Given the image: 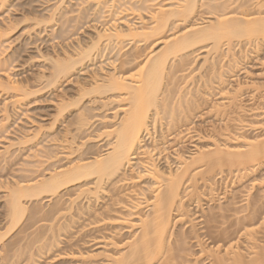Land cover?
Returning <instances> with one entry per match:
<instances>
[{
  "label": "rangeland",
  "instance_id": "374dc122",
  "mask_svg": "<svg viewBox=\"0 0 264 264\" xmlns=\"http://www.w3.org/2000/svg\"><path fill=\"white\" fill-rule=\"evenodd\" d=\"M107 1L0 0V264H111L105 256H123L137 232L128 226L137 222L136 217L149 213L148 200L151 201L155 186L149 177L136 178V171L140 170L136 164L141 156L133 161L134 166L125 169L122 182H115L118 179L113 181L116 184L103 182L96 198L80 195L87 189L93 191V179L66 187L53 198L44 195L22 198L25 210L14 226L9 224V194L17 187L36 184L51 174L109 152L112 141L105 132L122 118L121 108L127 106L122 92L95 90L109 77L130 74L149 52L159 51L162 47L159 42L180 35L185 27L206 26L221 16L238 19L245 10L249 18L259 16L257 0H200L199 8L191 16L177 18L175 23L170 21L161 32L140 44L134 45L127 37L101 39L96 52L77 63L75 71L66 76L53 75L54 62L76 60L78 53L86 51L98 41L99 35L106 33L104 30L117 29L123 33L128 26L142 32L151 30L155 23L150 16L158 7L173 8L184 0ZM260 11L264 17V8ZM209 43L186 50L168 64L169 73L163 80L159 98L164 99L166 110H160L155 128L149 127V134L143 136L141 143L142 149H154L153 159L163 172L175 173L180 155L186 158L197 150L210 151L215 147L243 149L244 141L264 138V44L248 46L223 41L218 58L209 57L212 63L202 65L206 49L211 47ZM133 46L141 48L136 50ZM229 52L240 59L233 71H227ZM130 55L139 59L123 63ZM215 70L216 75L223 71L222 81L216 79ZM238 85L242 88L234 94ZM180 95L187 101L193 97L197 100L188 104L189 109L184 106L186 113L177 110L173 123L167 111L172 107L178 109V102L183 100ZM61 99L74 100L60 114ZM229 99L234 101L229 103ZM216 103L226 107L221 114H214L215 110L210 108ZM252 165L245 170L249 172L245 176L242 171L244 177L237 173L241 166L213 169L206 177L214 188L211 194L203 193L202 180L196 176L200 195L195 192L193 195L191 189L182 194L189 220L177 221L180 210L173 211L170 250L158 256L156 264H220L213 262L210 253L228 259L223 264H234L231 257L235 252L247 262L257 258L264 248V161ZM203 169L198 168L193 174ZM189 184L185 181L183 189ZM132 201L139 204L135 209L131 208ZM207 216L214 221L205 222ZM180 232L185 237L184 246L179 245ZM224 250H229L226 253L231 252L232 256L229 253L226 256Z\"/></svg>",
  "mask_w": 264,
  "mask_h": 264
},
{
  "label": "bare ground",
  "instance_id": "6f19581e",
  "mask_svg": "<svg viewBox=\"0 0 264 264\" xmlns=\"http://www.w3.org/2000/svg\"><path fill=\"white\" fill-rule=\"evenodd\" d=\"M199 1L200 0H184L183 2H179L180 4L178 3L177 6L175 7L172 6L173 8L169 6L167 9L164 6L158 7L156 12L150 16L153 19L152 21H154L153 23H155L154 25L155 27L152 26L153 28H151V30L148 29L149 30L148 33H147L148 30L145 32H142L136 29H132L129 26L127 28V31L123 33L119 32L117 29L113 30L111 28L110 29L113 31H110L108 29L104 30L106 33L104 34L103 32V36L99 35L100 37L98 36L99 37L98 41L97 42L95 41L94 43H92V45H90L87 50L85 49L86 51L84 52L81 51L82 53L80 54L78 53L76 60L75 58L73 59L69 58V59H66L67 61L66 60L63 61L66 63L54 62L55 64L53 66L54 67L53 75H56V76L65 75L66 76V74H69L73 70L74 66L77 65V63L88 60L91 57L92 53L96 52L95 50L98 49L97 46L100 43L101 39L103 40L104 38H106V40L108 39L110 41V39L112 38L117 40L120 38L122 39L124 37L125 38L127 37V38H130L131 42L132 41L134 42V45L138 42L140 44V41L143 42V40H146L153 34H157L161 32L170 21L171 22L174 21L175 23V20H178L177 18H187L191 16L195 12V10L199 8V6H197V5H200ZM105 3L108 4V1ZM110 5H113V3ZM255 7L257 8L256 10H258L256 11V14H258L259 16L255 17L254 19L251 17L249 18L245 10L241 12L240 18L238 19H229V20L225 18L222 19L221 18L222 16H221V17H217L214 23H210L209 25L207 24L206 26L203 25L202 27H200V26L191 25V24H190L191 26L187 25L188 27H185L186 29L183 30L184 32L182 31L180 35H177V34L176 36L171 35L172 37L168 39H163L162 42H159L161 43V46H162L159 49V51L155 53L153 51H151V53L149 52V54H147V56L145 57V60L143 62L137 63L130 74L126 75L124 73V74H119L118 76L113 75L109 77L108 80H105L104 82L105 84L101 83L102 85H99V84H98L99 86L96 85L97 87L95 88V90H104L105 92L106 91L122 92L124 97H126L125 100L127 101V106L124 107L125 109L121 108V111L123 114L122 118L119 119L118 122L112 124L110 127V130L108 129L109 131L105 132L106 136L110 137L112 141V143L109 142L110 143L109 146H111L109 152L101 157L100 156L95 157L93 160L89 161L88 163L75 164L63 172H57V173L51 174L47 178H45L44 180L36 184L34 183L29 186L27 185L20 186V187H17L15 191L14 190L13 192L11 191V194H9L10 200L8 199L9 203L7 205L9 209L8 212L10 215L9 224L11 226L16 225L19 219L22 217L24 210H25L21 202L22 198L23 199L26 197L28 198L38 197L39 198L40 196H43V195L53 198L57 196V194L62 189L69 187L71 185H74V184H78L87 179H93V181H95L94 182L95 188L93 189V191L88 190V189L84 190L80 192V195L81 193L90 195L91 199H92L91 195H93V197L96 198L98 196L97 194H99V191L102 189L103 182L107 181V182L113 183V181L117 179L118 180L115 182H119V181L122 182L123 180L122 178L125 175V172H124L125 169L134 166L135 163L133 161L138 160L137 158L138 157L140 158L141 156L143 160L139 159L138 164H136L139 166L137 167V169H140L139 171H136V178H141L143 176L149 177L155 185L152 191L153 196L150 199L151 201L148 200V202H150L149 204L150 209L148 210L149 213H147V215L145 214V215L136 217L137 222L130 223L131 225L128 226V228H130L131 230L133 228L136 229L137 232L135 231V234L132 235V241L127 244V252L121 257H115L114 255H109V256H105V258L111 264H156V258L158 256L162 255V253L164 255L165 252L169 253L170 248L168 247V243L170 242L169 240L173 234V232H171V228H172L173 220H174L172 213L175 209L180 210V215L177 221L178 220L182 221L183 218L188 217L187 215L188 211L184 208L185 205H183V202H182V199H183L182 194L184 192H187V189L189 190L191 189V193H193V195L195 194L196 196L198 195L197 194L198 187L196 188V182L199 179L197 180L196 176L197 177L199 176L200 179L202 180V183L204 185L202 186L203 191H204L203 193L208 192L210 194L213 192L214 188H212L213 186L210 183V179L208 181L206 177L207 175L210 176V173H213L212 171L216 167L222 168L226 165L227 166L237 165L239 167L241 166L243 168L240 167L241 170H237V173H240L241 177H244L247 173H249L247 172L249 170L247 168L249 165L253 164L252 166L254 167L255 165H259L260 163L264 161V138L244 141L243 149L241 148L239 149L231 148L230 149V148H225V147H224L225 149L224 148L221 149L219 147L217 148L215 147L214 150H210V151H203V150L196 151L195 150L196 152L191 153V156L186 157V158L181 157L180 155L178 159L179 165L175 173L174 172L166 173L158 169L155 164V160L153 159L154 149H152L151 151L149 149H142L141 143H142L143 136L144 135L147 136L149 134L148 133L149 127L152 126V128H155L156 122H158L157 118H159V115H160V110H162V112L166 110L165 109L166 104L164 105V101H163L164 99L160 100L159 98L163 93L162 91L163 90L162 85H164L162 84L163 80L169 73V70L167 73V69H170L168 67V64L170 63V61H173V59L175 60L179 54L197 45H200L203 43L205 44L206 42H210L211 44L210 43L209 44L211 45V47L208 49V51L206 49L205 53L207 56L206 55L204 56L205 57L203 60L204 63H202V65L204 64L206 65L210 61V60L208 61L209 57L213 58L214 56H217L218 58V53L220 52V47L222 45L221 43L223 41H227L228 44L229 43L232 44V42L234 41L239 44L245 43L247 45L248 44L251 45V43H255L256 45L257 42L264 44L263 43L264 42V17H261V13H260L261 12L260 10L264 8V0H257ZM106 8H108V6ZM244 46L245 45H243V47ZM133 47H136L134 48L136 50L137 48L138 49L141 48L137 46H133ZM229 48H232V47H229ZM134 52L137 55V51L134 50ZM229 53H230V60H229L230 64H228L227 71L228 69H232L234 67L237 68L238 61L240 60L238 59L239 57L235 58L236 54L235 55L231 54L232 52H229ZM228 54H226V56ZM137 59H139V57L136 58L135 56L130 55L127 57L126 60L123 61V63L125 64L130 63L135 60L137 61ZM169 65H171V63ZM218 68L219 67H217L216 69L218 70ZM73 71H75V69ZM216 74H217V71L215 75ZM56 76L54 77V79L57 78ZM216 76H217L216 79H218L219 81H222L223 80L222 78L224 77L223 71H222V74L219 72L218 75ZM188 77L189 76H186L185 79H187ZM241 88L242 87L238 85V88L233 93L236 94L235 92L239 91ZM180 93L182 94V91H180ZM163 95L167 96V94H163ZM184 95H185V92H184ZM208 95L209 94L207 93V96ZM180 96L183 100L186 98L184 96L183 98L182 95ZM193 96H196V95H193ZM199 96H200V92H199ZM195 98L197 97H193V100H195ZM179 99L180 98H178V100ZM72 100L65 99L63 101V99H61V103H59L60 112L59 111L58 112L61 114L62 112L66 111L70 106H72L73 105ZM183 100L181 101L180 99V101L178 102V105L176 103V105L178 106L177 107L178 109H175V107H172V108L167 107V108H171L170 110L167 109L168 110L167 113L169 115L167 116L169 117L170 122L174 123V121H172L174 120V114L176 115V113L178 114L179 111L181 112L182 110L180 109H183V111L187 107L189 109L190 105L188 106V104L193 103V100L191 101H187L186 99L184 101ZM230 100L232 99H229V103H231ZM195 101L194 103H196ZM201 101H203V99ZM195 105L197 106V104ZM184 106H187V107H184ZM211 107H213L212 110L213 109L215 110L214 114L216 113L221 114L224 111V108H226L224 104L212 105L210 106V108ZM177 110L178 112H176ZM227 110H228V107H227ZM185 111H188V110H185ZM213 111L212 112L210 111V112L213 113ZM226 113L228 112H225V114ZM175 117H177V115ZM185 120H186V117H185ZM239 120L241 121V119ZM166 125L168 127L170 126L169 123L168 124L166 123ZM171 125H172L171 126L172 128L173 124ZM198 168L199 169L204 168L203 172L198 173V174H193V172ZM242 171H245V174ZM243 174L244 176H242ZM237 179H238V176H237ZM185 181H189L190 184L188 187L183 189L182 185L185 183ZM113 184H116V183H113ZM188 194H186V196ZM71 203H72V200H71ZM133 204L134 202L132 203V205ZM134 205L133 206L130 205L132 209L133 207L134 209L136 206L138 207L139 204L137 205L136 203ZM208 213L210 214L211 212H207V214ZM212 213L216 214V212L215 213L212 212ZM212 213L210 215H213ZM202 219L204 220V216ZM211 219H212L211 216L209 217L207 216L205 217V220H206L205 222H208V220H211ZM212 221L214 220L212 219ZM190 226H192V224ZM213 233H214V230H213ZM211 235L212 233H210V236ZM218 236L221 237V235H218ZM0 237L2 236L0 235ZM178 237H180L178 239L179 241L182 240L181 241L182 243L180 242L179 245L180 244L183 245V242H184L183 232L182 233L180 232ZM214 237H215V234L212 238ZM224 237L225 236L222 235V238ZM184 240H185V237H184ZM176 243H178V241ZM180 246H177V247L174 246V247L180 249ZM168 248L169 250L166 251ZM226 248L229 249L230 251L232 249V248H229V246ZM201 251L204 252L205 250L201 249ZM224 251H225L224 253L226 254V256L228 255V253L229 254L231 253V252L226 253L227 252L226 250ZM211 254L212 253H210L209 256H211V258L214 260L213 261L211 259L213 262L223 264V263H226V261H228V259H225V257L217 258L218 255L212 256ZM234 254L235 255L233 256V258L231 257V261L234 264H264V248L261 249L257 258L250 262L244 261L243 257L240 256L241 254H238L236 252ZM230 255L232 256V254ZM86 256L88 257V255ZM169 257H171L170 254H169ZM169 257L167 256L166 259L169 260L168 259Z\"/></svg>",
  "mask_w": 264,
  "mask_h": 264
}]
</instances>
